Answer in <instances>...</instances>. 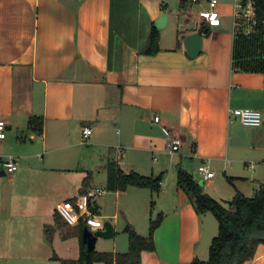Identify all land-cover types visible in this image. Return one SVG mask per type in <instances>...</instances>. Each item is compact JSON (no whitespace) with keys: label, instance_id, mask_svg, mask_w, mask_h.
Returning a JSON list of instances; mask_svg holds the SVG:
<instances>
[{"label":"crops","instance_id":"crops-1","mask_svg":"<svg viewBox=\"0 0 264 264\" xmlns=\"http://www.w3.org/2000/svg\"><path fill=\"white\" fill-rule=\"evenodd\" d=\"M235 3L219 0L226 16L209 26L200 16L208 0H0V118L7 122L0 142V264L79 259L83 219L69 224L58 205L76 208L83 194H104L90 173L104 169L108 188L110 161L160 180L158 191L108 188L138 233L148 235L151 220L162 216L155 248L144 250L139 264L209 256L218 219L198 211L178 183L179 169L224 203L238 191L254 196L264 182V121L248 126L230 116L236 107L264 115V36L235 33ZM163 14L168 21L160 29ZM154 26L160 49L149 53ZM86 125L93 129L88 137ZM172 135L183 140L173 154ZM82 144L91 145L84 152L95 160L79 169ZM10 156L18 161L12 173L4 164ZM205 162L215 171L208 180L199 171ZM94 202L100 214L105 202ZM123 232L118 239L115 228L111 246L95 249L128 251L120 250L130 247ZM243 264H264L263 242Z\"/></svg>","mask_w":264,"mask_h":264},{"label":"trees","instance_id":"trees-1","mask_svg":"<svg viewBox=\"0 0 264 264\" xmlns=\"http://www.w3.org/2000/svg\"><path fill=\"white\" fill-rule=\"evenodd\" d=\"M257 1L258 24L256 35L264 36V0ZM160 30L154 26L151 31L147 52L155 53L160 49ZM247 42V55L255 52L250 50L252 42ZM249 61L247 67H253L255 58ZM38 118H32L36 120ZM178 183L190 195L191 200L200 212L211 211L219 222V231L213 238L209 258L194 259L189 264H243L255 253L257 244L264 243V182L254 196H248L238 191L234 198L226 205L220 199L210 195L201 183L185 168L178 171ZM130 185L150 187L158 191L159 178L141 174L137 171H124L115 161L108 163V188L111 190H125ZM91 209L96 213L98 207L90 202ZM162 216L151 220L148 235L138 233L128 222L124 231L129 234L130 247L125 252L98 251L87 252L86 247L79 259L60 258L61 264H93L100 260L105 264H139L142 252L155 248L154 233L161 222ZM84 246H86L84 244Z\"/></svg>","mask_w":264,"mask_h":264},{"label":"built area","instance_id":"built-area-1","mask_svg":"<svg viewBox=\"0 0 264 264\" xmlns=\"http://www.w3.org/2000/svg\"><path fill=\"white\" fill-rule=\"evenodd\" d=\"M196 1V0H194ZM219 0H208V6L200 11L202 21L209 26H218L222 22L220 13L217 10ZM234 13L235 33H250L257 30V1L256 0H236ZM230 116L239 118L242 123L248 126H259L264 121L263 112L260 109L252 107H236L230 109ZM160 117H156L159 121ZM7 122L0 118V142L7 136ZM91 126L86 125L84 128V136L88 137L92 134ZM183 143L180 135H172L168 141L170 153H176ZM6 170L9 173L14 172L18 168V161L15 157L10 156L4 161ZM199 171L203 179L208 180L215 176V171L208 162L199 166ZM95 193L88 192L83 194L75 203L76 208L69 203H61L58 205V211L64 219L71 225H76L81 219L89 217L94 211L91 209L90 202Z\"/></svg>","mask_w":264,"mask_h":264},{"label":"rangeland","instance_id":"rangeland-1","mask_svg":"<svg viewBox=\"0 0 264 264\" xmlns=\"http://www.w3.org/2000/svg\"><path fill=\"white\" fill-rule=\"evenodd\" d=\"M229 8L232 9V5H229ZM224 16H226V15H224L222 13L221 17H224ZM229 17L231 19H233V13H231L229 15ZM88 146H91V145L82 144L81 147H79V150L83 149V151L80 150V152H79L80 153V155H79V163H78L79 169H81L82 166H90L91 162L93 160H95V157L92 156L91 153H89L90 150H88L87 153L84 152V150L86 148L90 149ZM242 166H243V164H242ZM188 167L190 168V170L192 172L195 173L194 165H190ZM76 171H78V170H72L71 172L75 173ZM103 171H104V169H102L100 167H98V168L94 167L93 173H90V175L93 176V179L96 182V185H95L96 189L97 188H99V189L100 188H104L105 189L104 194H102V195L99 194L98 190H95V194L96 195L92 198V202H93L94 205H96V203L94 202L95 199H98L100 201L102 200V202H105L104 203V208L101 209L102 211H101L100 214L98 212L97 213L94 212L89 217L81 220L80 224H79L80 225L79 227L81 228V232L83 233V229H84V227L86 225H88L90 228H94L96 226H105L106 222L110 221V222H112L114 224V226L116 228V231L118 233L117 236H118V239H119L121 237V235H124L123 234L124 233L123 229L128 224V221L125 219V215L123 214V211H120V210L117 209L116 200H115L114 197L111 196L112 193H110L109 189L105 187L106 182H107V174H106V172L104 174ZM71 175L74 176L76 174H71ZM196 176H197V173H196ZM248 194L249 195H253V191H248ZM122 198H124V199H122L123 203H128L129 200H130L129 198H126L125 196H123ZM227 203H229V202L225 201L226 205H228ZM155 210H156V206H154V214H155L154 216H157V213H156ZM116 212H118L120 214L119 217L114 216ZM113 240H114V237H111V238L102 237V238H100V240L97 242L96 249H100V246L103 243L107 244V246H111V243H112ZM127 249H129V246H128V248L125 247L124 249H120V250H127ZM208 258H209V256L207 255L204 260H206ZM58 264H59V262H58Z\"/></svg>","mask_w":264,"mask_h":264},{"label":"water","instance_id":"water-1","mask_svg":"<svg viewBox=\"0 0 264 264\" xmlns=\"http://www.w3.org/2000/svg\"><path fill=\"white\" fill-rule=\"evenodd\" d=\"M168 21V15L163 14L156 20V26L162 29L166 26ZM115 235V228L112 222L107 221L103 228L93 230L88 225L83 230V241L86 245L87 252H90L96 248V243L100 236L102 237H113Z\"/></svg>","mask_w":264,"mask_h":264}]
</instances>
